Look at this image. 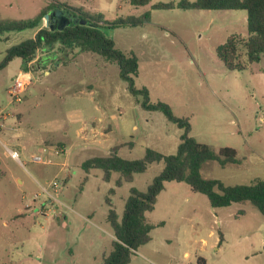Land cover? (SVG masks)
Segmentation results:
<instances>
[{"label": "rangeland", "instance_id": "rangeland-1", "mask_svg": "<svg viewBox=\"0 0 264 264\" xmlns=\"http://www.w3.org/2000/svg\"><path fill=\"white\" fill-rule=\"evenodd\" d=\"M57 1L107 21L142 19V26L105 31L117 49L138 57L136 87H146L152 103H166L176 117L189 119L198 142L215 152L237 151V164L223 168L208 161L203 176L227 186L264 180V56L248 64L239 45L246 63L239 71L227 69L217 55L230 36L247 39L246 11L153 8L181 0L138 7L128 0ZM49 2L0 0V22L34 19ZM42 27L48 28L46 19ZM36 32L0 34V62ZM33 58L28 76L19 58L0 71V264H102L100 252H110L113 235L105 196L115 183L103 181L99 169L86 173L82 163L119 144H125L119 156L129 160L141 159L148 148L174 155L182 130L162 112L142 109L143 97L129 93L114 62L59 44ZM20 77L28 84L13 94ZM162 168L153 164L118 190L113 206L120 218L130 189L145 192ZM199 196L208 206L197 203L182 215L158 209L161 223L131 264H264L258 209L249 201L213 208Z\"/></svg>", "mask_w": 264, "mask_h": 264}, {"label": "trees", "instance_id": "trees-1", "mask_svg": "<svg viewBox=\"0 0 264 264\" xmlns=\"http://www.w3.org/2000/svg\"><path fill=\"white\" fill-rule=\"evenodd\" d=\"M133 6H145L151 0H128ZM244 10L247 12V39L242 40L236 35L217 48L218 58L229 70H244L245 64H254L264 56V0H181L179 3H158L154 9L172 10ZM56 8L66 9L87 20L86 25L76 24L66 27L63 31H51L43 28L44 17ZM149 15L146 16L148 18ZM142 19L135 17L117 18L107 21L103 15H92L79 8H73L57 0H50L34 19L0 22V34L4 32H22L27 29H37L32 39L25 40L9 48L2 62L0 71L15 58L23 61L22 69L30 72L29 64L40 51H50L56 44L66 48H79L83 52H92L107 61L114 62L119 67V77L128 85L129 93L142 96V109L154 112L160 111L166 119L182 130L177 152L174 155H164L148 148L141 159L129 160L119 156L118 152L125 144L112 148L108 155L94 156L82 163V168L89 173L99 169L103 173V181L109 182L113 173H118L115 188L124 183H132L137 174L148 170L152 164L163 163V168L149 184L145 192L131 188L125 201L122 218L119 219L112 206L111 196L115 188H110L105 198L109 206L107 222L114 235L112 250L104 257L102 264H129L133 255L151 241V232L155 228L146 218V213L155 208L157 197L164 190L166 182H184L192 191L207 197L213 208H226L235 203L249 201L264 216V180L256 179L250 185L227 186L217 179H206L202 176V166L208 161H216L221 167L237 164V151L222 147L215 152L211 146L198 142L190 136L192 126L187 118L176 117L171 107L163 102L152 103L149 90L146 87L137 88L134 77L138 75L139 60L134 52L125 54L117 49L115 42L105 35V31L121 27L142 26ZM239 45L245 50L246 63L240 59ZM133 143L130 145L132 147ZM128 146V145H127ZM220 242L223 241L219 232ZM202 264H205L204 262Z\"/></svg>", "mask_w": 264, "mask_h": 264}, {"label": "crops", "instance_id": "crops-1", "mask_svg": "<svg viewBox=\"0 0 264 264\" xmlns=\"http://www.w3.org/2000/svg\"><path fill=\"white\" fill-rule=\"evenodd\" d=\"M27 76H28V74H27ZM111 117L116 118V115H112ZM134 128H136V126ZM205 165L206 164H204L202 166L201 173H202V170L205 168ZM136 176L134 177L133 182L135 181ZM202 176H203V173H202ZM118 178H119V174L113 173L110 181L113 180V182L115 183V181H117ZM132 183H124L122 185V187L126 184H132ZM122 187H120V188H122ZM110 188L112 189V187L110 186L108 188V191L110 190ZM120 188H118V189L116 188L117 191L115 189V194L111 196L112 206L115 205L114 201L116 199L117 192ZM108 191H107V194H108ZM199 195H201V194L192 191L191 187L184 182H166L164 190L157 197V201H156V205H155L154 210L152 212L146 213V218L153 226L157 227L161 223V221H160L161 217H160V215H157L158 209H163L165 207L166 210L174 212V214L182 215L187 210L190 211L191 209H195L197 203H203L205 206H208L207 201H204L203 197H200ZM106 196H105V198H106ZM202 196H204V195H202ZM107 207L109 210L108 205H107ZM118 217H119V219H121L120 216H118ZM210 233L214 234L213 232H210ZM114 239H115L114 235H112V241ZM111 246H112V242H111ZM146 246H147V244L145 246H142L141 248H145ZM111 250H112V248H111ZM111 250H110V252H111ZM110 252L106 253V252H104V250H102L100 252L101 256H102V260L104 259L105 256L110 254ZM129 264H131V262Z\"/></svg>", "mask_w": 264, "mask_h": 264}, {"label": "water", "instance_id": "water-1", "mask_svg": "<svg viewBox=\"0 0 264 264\" xmlns=\"http://www.w3.org/2000/svg\"><path fill=\"white\" fill-rule=\"evenodd\" d=\"M48 22V29L51 31H63L71 25L81 24L86 25L87 20L83 19L78 14H73L66 9L56 8L50 11L45 17Z\"/></svg>", "mask_w": 264, "mask_h": 264}, {"label": "built area", "instance_id": "built-area-1", "mask_svg": "<svg viewBox=\"0 0 264 264\" xmlns=\"http://www.w3.org/2000/svg\"><path fill=\"white\" fill-rule=\"evenodd\" d=\"M27 80H25V79H23L21 77L20 78H16V81L14 83V88H13V94H18V93L24 91L26 85L28 84ZM9 155H11L12 158L13 157L16 158V159L18 158V156H17L18 153L16 151H10ZM35 160L36 161H41V158L40 157H36ZM55 187L57 188L58 185L56 184Z\"/></svg>", "mask_w": 264, "mask_h": 264}]
</instances>
